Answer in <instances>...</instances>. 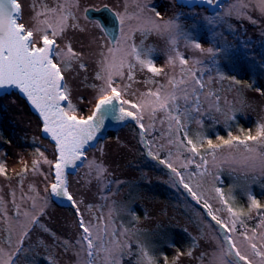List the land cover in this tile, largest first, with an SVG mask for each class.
<instances>
[{"label": "rangeland", "instance_id": "obj_1", "mask_svg": "<svg viewBox=\"0 0 264 264\" xmlns=\"http://www.w3.org/2000/svg\"><path fill=\"white\" fill-rule=\"evenodd\" d=\"M18 2L22 6L18 22L28 28L44 27L40 21L45 19L55 26L60 8L68 16V27L56 37V41L63 52L67 53L70 44L75 53V57L69 61L71 66L64 70V82L70 90V99L76 105V111L70 114L78 117L91 114L97 99L105 94L101 89L106 87L108 73L116 71L115 67L109 66L119 65L122 60L135 63L130 55L132 44L153 49L154 63L164 71V74L154 77L146 69L141 71L137 65L132 82L127 79V66L123 68V77L113 75L114 86L126 89L122 91L123 98L134 103L147 102L149 98L142 94L149 89L155 91L160 85L167 88L169 77L179 78V60L174 65L168 63L169 56L175 55L174 47L188 60L187 68L211 69L203 76L205 88L200 96V111L181 116L185 125L183 129H177L174 122L169 129V122L162 111L156 112L154 127L149 125L150 109L145 111L143 122L146 131L152 135L148 153L152 152L155 158L161 151H167L168 163L175 169H183L186 183L208 201L217 217L231 227L233 216L227 209L231 207L239 214L235 229L227 232L219 228L190 194H181L178 178L167 166H163L165 171L158 174L148 170L147 180L158 179L177 190L180 194V199L176 201L178 205L169 204L167 198L140 191L136 201L146 209V216L140 218L134 228L148 230L153 238L162 236L171 228H186L196 238L191 248L190 237L178 236L174 244L167 242L166 255L158 264H229L230 257L224 256L226 249H230L232 255L238 250L252 264H262L251 244H256L264 252V213L255 219L258 210L252 208L248 212V219L256 220L255 227L242 221V211L235 204L230 206L229 202L224 203L229 194L236 192L239 184L236 180L228 186L224 183L220 187L218 184L220 176L228 180L229 173L243 179L245 195L236 194V199L250 205L252 186L258 178L264 177V137L258 141H247V149L236 141L232 145L223 143L232 137L244 140L245 129L250 131L251 136H256L258 126L264 125V13L258 9L255 0H245L248 7L244 10L255 23L246 18L238 20L235 14L226 15L236 0H224L223 8L211 14L205 8H188L176 4L175 0ZM103 5L123 17L122 33L118 32L123 39L114 52L108 51L113 45L109 37L103 34L99 21L85 14L87 8ZM53 8L58 12L47 11ZM216 14L222 19L213 21ZM169 22L175 27H166ZM48 34L51 38V29ZM39 37L37 33L38 41ZM173 40L175 45L172 44ZM193 43H199L200 49L192 47ZM208 49H213V52L209 53ZM66 58L58 57L55 62L64 65ZM194 60L203 63L194 65ZM220 63L221 75L217 72ZM80 64L84 67L81 68ZM97 73L101 78H97ZM129 83L131 87H126ZM125 107L132 110L130 105ZM236 110L240 111L242 117L232 126L231 133L220 131L218 136L211 138L214 145H222L216 149L215 159L211 152L202 153L204 147L208 146V139L201 141V146L197 145L199 156L193 157L188 151L190 146L185 142L183 130L190 136H194L195 132L203 133L209 129L211 119L217 120L222 129L228 122L231 123ZM0 115L4 131L3 137L0 130V260L16 253L13 256L15 264H89V259L91 264H112L115 259L123 264L132 243L141 246L144 237L136 230L130 231L118 219V213L124 209V205L118 201L124 186L121 190L118 186L124 179L138 176L135 165L145 151L141 136H137L128 123L87 149L83 162L67 177V190L76 205L71 209L58 205L52 198L50 185L53 182L56 151L49 139L42 136L38 116L16 92L0 96ZM189 116L193 118L191 122L188 121ZM162 120L164 123H161ZM135 123H132L133 126ZM202 154L208 161L206 171L200 160ZM193 159L194 163L201 165L203 172L191 169L192 163L189 161ZM156 162L162 166L158 160ZM240 179L237 180L241 182ZM217 188L221 189L223 199L216 192ZM256 199L261 204L263 194ZM33 217L38 223L33 222ZM81 218L89 227L94 242L91 258L87 243L82 239ZM225 235L231 236L230 242L225 240ZM231 244H235L234 249L230 248ZM18 248L21 249L19 252ZM139 248L142 257L138 262L148 264L142 246ZM239 264L246 262L240 261Z\"/></svg>", "mask_w": 264, "mask_h": 264}, {"label": "snow or ice", "instance_id": "obj_2", "mask_svg": "<svg viewBox=\"0 0 264 264\" xmlns=\"http://www.w3.org/2000/svg\"><path fill=\"white\" fill-rule=\"evenodd\" d=\"M203 3L209 6L223 8L219 0H203ZM255 3L258 9L264 13V0H255ZM21 7L18 0H0V96L11 94L10 90L12 89L22 94L42 118L43 133L50 134V138L55 141L58 158L54 165L55 182L51 185V192L55 196L66 197L69 202L75 204L73 197L67 191L66 169H75L78 166V161L83 162L87 146L90 145V142L95 139L97 133L104 127L106 119L124 121L131 118L137 122L140 129L146 131L143 122L144 113L150 109L148 112L150 126L154 127L156 112L162 111L165 113L169 122V129L172 127V122L175 123L177 129H183L185 125L182 123L181 116L200 111V96L205 88L203 76L205 72L211 71V69L187 68L188 60L175 47L173 48L175 55L169 56L168 63L174 65L179 60L181 66L179 78L169 77L167 88L164 85H160L155 91L149 89L147 93H143L142 95L149 98L147 102L134 103L131 100L124 99L122 91L126 89H120L114 86L113 75L123 77V68L125 66L128 68L127 79L130 82L135 79L134 69L137 65H139L141 71L146 69L154 77L164 74L163 69L157 67L154 63L153 49H144L132 44L130 46V55L133 57L135 63L122 60L119 65L109 66L110 68L115 67L116 71L115 73L109 71L106 79V87L101 89V92L105 94L101 95L95 104V109L92 114L86 118H78L76 115L70 114L76 111V106L72 103L70 90L66 82H64V70L66 67L71 66L69 61L75 57V53H73L70 44L67 46V53L63 52L59 49L56 41V37L62 35L65 28L68 27V16L64 14L63 8H60L55 26L45 19L40 21L44 27L36 26L34 28H28L25 24L18 22ZM247 7L248 4L245 3V0H236L229 7L226 15L232 16L235 14L238 20L246 18L249 22L255 23L251 16L244 11ZM106 10L111 11L110 9ZM47 11L56 13L58 9H47ZM89 11L98 10H85L86 13ZM39 15L40 13L37 14V16ZM156 15L159 16V13L157 12ZM113 16L118 20V24L116 25L117 31L122 33L123 17L119 13H113ZM221 19L222 17L219 14L213 17V21ZM72 27H75V25H72ZM100 27L103 34L109 37L113 45L108 51H116L117 45L123 39V36L110 33L107 25H100ZM166 27H175V25L169 22ZM49 29H51V38L48 34ZM37 33L40 34L39 41L36 39ZM172 44L175 45V40L172 41ZM192 47L200 49V44L193 43ZM207 51L212 53L213 49H208ZM58 57H67L64 60V65L55 62ZM202 63L199 60L193 61L194 65H200ZM80 67L83 68L84 65L80 64ZM97 78H101L99 73H97ZM146 82L152 83L154 81ZM126 87H131V83ZM209 95H212V93H209ZM61 102H66L67 107H64ZM126 105H130L132 110L129 107H125ZM161 123H164V121L162 120ZM261 137H264V125L258 126L256 136L248 135L244 140H241L239 137H232L224 140L223 143L224 145H232L233 141H236L244 144L247 149V141H258ZM184 138L187 146H190L188 151L193 154V157L199 156L200 149L194 143L193 139L188 136L187 131L184 132ZM208 146V150L211 152L213 159H215L216 149L222 145H214L212 140L209 139ZM248 150L251 151V149ZM41 155L43 154L41 153ZM200 160L206 171L208 161L203 156H200ZM189 162L194 163L195 160L193 159ZM161 163L166 162L161 161ZM167 166L172 169L179 183L183 184L184 189L187 190L194 200L199 202L201 196L193 190L189 183L184 182L185 177L177 169L173 168L171 163H168ZM97 167L99 168V166ZM196 167L200 169L201 165L197 164ZM216 192L220 193L223 199L221 189L217 188ZM250 200L249 211L252 208H256L257 210L264 208V205H261L259 200L254 196L250 197ZM224 203L227 204V201H224ZM204 208L207 209V215L215 221V224L219 228L227 230V232L235 229L236 219L239 217V214L234 212L231 207L227 209L233 216L231 227L213 213L212 206L207 201L204 202ZM33 222L38 223L36 217H33ZM80 227L83 229L82 239L87 243L88 256L91 258L94 242L91 238L90 229L85 226L82 218L80 219ZM224 238L227 242H230L232 239L229 235H225ZM230 248L234 249L235 244H231ZM251 248L254 254L261 258L262 264H264V252L260 251L254 243L251 244ZM20 250L18 248L17 252ZM15 255L16 253H13L7 259L0 260V264H15L13 260V256ZM144 256L148 259V264H151V258L147 257V253H144ZM224 256L230 257L229 264H239L240 261H245L246 264H252V261L247 256L241 255L238 250L232 255L231 250L226 249ZM89 264H91V259H89ZM112 264H120V260L115 259Z\"/></svg>", "mask_w": 264, "mask_h": 264}, {"label": "trees", "instance_id": "obj_3", "mask_svg": "<svg viewBox=\"0 0 264 264\" xmlns=\"http://www.w3.org/2000/svg\"><path fill=\"white\" fill-rule=\"evenodd\" d=\"M211 13H213V12H210V14ZM153 58H154V53H153ZM217 68H218L217 72L221 75V63L218 64ZM72 103L74 104V102H72ZM65 107H67V103L65 104ZM241 117H242V115H241L240 111L236 110V112L234 113L233 118L231 120V123L228 122V124L224 128H222V129L220 128L221 127L220 123L217 120L211 119L210 120L211 123L208 126L209 129H207L205 132H203V133L195 132V133H193L194 136H190V134L188 136L193 139L194 143L201 146V141H203L205 139L209 140L212 137L218 136L221 133L220 131H225L227 133H231L230 131L232 129V126L235 125L236 123H238L239 120L241 119ZM192 119L193 118L191 116H189L188 121L191 122ZM128 126L134 132H136L137 136H141V141H142L141 144L143 146H145L144 147L145 151L140 154L138 164L135 165V168L138 171L137 178H135V179H132V178L124 179L118 186L119 190H121L122 186H124V189L121 190V196L118 200L122 205H124V209L122 212L118 213V219H119L120 224L129 228L130 231H135L136 229L134 227L137 224L138 220L140 218L146 216V209L143 207L142 204H140L139 202L136 201L138 196H139L140 191L145 190V191L151 193L152 195H156L158 197H162L165 199L167 198L169 204L174 205V206L178 205L176 203V201H178V199H180V194L177 190L172 189V188L164 185L160 181H158V179L147 180V176H148L147 171L148 170H154L157 174L165 171L166 168H162V167L163 166L166 167L168 164V159H167L168 153H167V151H161V154L158 155V157L154 158V154L152 152L148 153V151H150L149 148L151 145L152 135L149 134L147 131L140 129L137 122L134 124V126L132 123H129ZM0 130L2 132V136L4 137L1 115H0ZM184 132L185 131L183 130V132H182L183 136H184ZM111 133L112 132H109V135ZM243 134L246 137V136L250 135V131L245 129L243 131ZM198 137H199V139H198ZM185 142H186V140H185ZM208 149H209V146L204 147L202 153L204 154V151L210 152ZM203 154H202V156H203ZM156 160H158L159 163H161V161H165L166 163H161L162 166H158V163L156 162ZM196 165H197L196 163L190 164L191 169L196 170L198 172L204 171L203 168L197 169ZM167 168H168V166H167ZM168 169H170V168H168ZM177 170L179 172H181V174H182V172H183L182 168H178ZM228 177H229L228 180H225L224 176H220L219 183H218L220 187L224 183H225V185L228 186V184H230L231 181L235 182V180L239 185H237V188L235 189L237 193L234 192L232 194H229L226 197V201L229 202L230 206H232V204H235V206L240 211H242L241 212L242 221H246L249 223V225H251L252 227H255L254 222L256 220H254V218L251 220L248 219V212H249V206L250 205L244 204L242 199H236V194L240 193L242 196L245 195V189H244L245 187L243 186V183H244L243 179H240L238 176H236L235 174H232V173H229ZM237 179H240L241 182H239ZM184 182L186 183V180ZM179 191H181L180 192L181 194L189 195L187 190L184 189L183 184H180V183H179ZM252 193H253V196L255 198L260 194H263V196H264V177L258 178L257 181L254 182V184L252 186ZM200 196H201V199L199 202L197 200H195L196 204L204 212H207V209L204 208V202L207 200L202 195H200ZM261 205H264V199H263V202L261 203ZM263 213H264V208L259 209L256 213L255 219L262 217ZM135 232L144 235L143 242L140 245L143 248L142 249L143 252L147 253V256L151 258L152 264H158L159 262H161L160 259L165 257V255H166L165 248H166L167 242H171L174 244L175 241H177L178 236L183 237V238L184 237L185 238L190 237L188 239L191 243L189 246L190 248L193 247L196 243V238L194 236H192L186 230V228H180L178 230L171 228L169 230V232L165 231V233H163L162 236L158 235L154 238L149 236L150 233L148 230L138 229ZM141 246H138L137 243H132L129 254L124 257V263L123 264H141L138 262L139 258L142 257V256H140L141 251L139 248Z\"/></svg>", "mask_w": 264, "mask_h": 264}, {"label": "water", "instance_id": "obj_4", "mask_svg": "<svg viewBox=\"0 0 264 264\" xmlns=\"http://www.w3.org/2000/svg\"><path fill=\"white\" fill-rule=\"evenodd\" d=\"M175 2L177 4H181V5H184V6H187V7L197 6V7L206 8V11H208V12H214L217 9H219L218 7L209 6L206 3H203V0H176ZM219 2H220V4H222V2H224V0H219ZM105 6H106V9H110L111 11L106 10L105 9ZM87 9H95V10H98V11H89L87 13L85 12V14L89 18H91V19H97L99 21L100 25H107L108 31L110 33H112L114 35H118V32L119 31H117V28H116V25L118 24V20L116 19V17L113 16V13H115V12L109 6L103 5V6L99 7V8L89 7ZM11 92H16L21 98H23L25 100V102L29 106L30 110L34 114H36L38 116V118L40 119L41 124H42V118L39 116V113L26 100V98L22 94H20L17 90H15V89L10 90V93ZM99 99L100 98H98L97 101ZM97 101H96V103H97ZM61 103L65 107L66 102H61ZM94 109H95V106L93 107V111H94ZM92 112H91V114H92ZM91 114H89V115H91ZM89 115H86V116H83V117L86 118ZM78 118H80V117H78ZM134 122L135 121L132 120L131 118H128V119H126L124 121H116V120H112V119H106L105 120L104 127L97 133L95 139L90 142V145L87 146V149L90 148V147H92V146H94L99 139L105 138L109 134V132L116 131V130L122 128L123 126H125L128 123H134ZM41 134H42L43 137L49 139V141L54 145V148H55V151H56V159H55V161L53 163V170H52V173H53V182L51 183V185H52L55 182V175H54L55 169H54V165H55V162H56V160L58 158V150H57V148L55 146V141H53L50 138V134H44L43 133L42 126H41ZM80 164H81V162L78 161L77 162V165L79 166ZM77 167L75 169H72V168H67L66 169V185H67V177H68V175L71 174V173H73V172H75L76 169H77ZM51 185H50V191H51ZM51 194H52L53 200L58 205L63 206V207H71V208L76 207V205L75 204H72L71 202H69L66 197H57L52 192H51Z\"/></svg>", "mask_w": 264, "mask_h": 264}, {"label": "bare ground", "instance_id": "obj_5", "mask_svg": "<svg viewBox=\"0 0 264 264\" xmlns=\"http://www.w3.org/2000/svg\"><path fill=\"white\" fill-rule=\"evenodd\" d=\"M11 93H13V92H11ZM114 132V131H113Z\"/></svg>", "mask_w": 264, "mask_h": 264}]
</instances>
